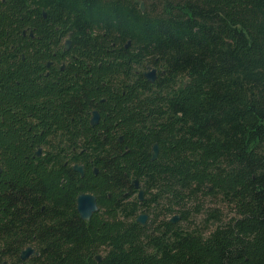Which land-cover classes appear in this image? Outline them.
<instances>
[{
    "label": "trees",
    "instance_id": "obj_1",
    "mask_svg": "<svg viewBox=\"0 0 264 264\" xmlns=\"http://www.w3.org/2000/svg\"><path fill=\"white\" fill-rule=\"evenodd\" d=\"M0 264H264V0H0Z\"/></svg>",
    "mask_w": 264,
    "mask_h": 264
},
{
    "label": "water",
    "instance_id": "obj_2",
    "mask_svg": "<svg viewBox=\"0 0 264 264\" xmlns=\"http://www.w3.org/2000/svg\"><path fill=\"white\" fill-rule=\"evenodd\" d=\"M141 8H143V4H141ZM69 44H70V41L66 40L65 41V47L68 48ZM144 76H145L146 80H148L149 82L152 83L156 78V69L155 68H149L144 73ZM98 121H99L98 112L96 110H92L91 111L90 124L92 126H94L98 123ZM157 151H158V146H157V144H155L153 146L152 159L156 158ZM37 154H39V151L37 152ZM73 170L78 172L80 175L83 174V167L79 164H74ZM95 172H96V170H95ZM132 182H133L134 188H136L138 190L137 198L139 199V201H142L144 198L143 188L140 187L139 181L137 179H133ZM76 210L82 219H89L91 217V215L98 210L97 201H96L95 196L91 193H86V192L78 194V196L76 198ZM146 219H147V215L145 213H141L136 217V221L142 225L145 224ZM178 220H179V216L175 215L169 221L171 223H175ZM37 254H38V252L35 251L33 247L27 246L24 250H22V252L20 254V259L24 261L29 256L37 255ZM96 259L99 260L100 256L97 255Z\"/></svg>",
    "mask_w": 264,
    "mask_h": 264
},
{
    "label": "rangeland",
    "instance_id": "obj_3",
    "mask_svg": "<svg viewBox=\"0 0 264 264\" xmlns=\"http://www.w3.org/2000/svg\"><path fill=\"white\" fill-rule=\"evenodd\" d=\"M144 212L146 213L147 211L141 210V211L138 212V214H141V213H144Z\"/></svg>",
    "mask_w": 264,
    "mask_h": 264
}]
</instances>
